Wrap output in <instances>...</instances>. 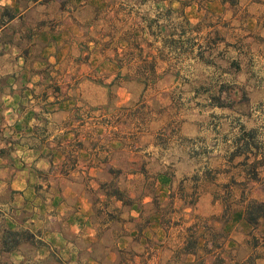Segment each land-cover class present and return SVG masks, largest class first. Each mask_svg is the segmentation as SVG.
Listing matches in <instances>:
<instances>
[{"label":"rangeland","instance_id":"374dc122","mask_svg":"<svg viewBox=\"0 0 264 264\" xmlns=\"http://www.w3.org/2000/svg\"><path fill=\"white\" fill-rule=\"evenodd\" d=\"M3 3L0 29L46 24L66 71L102 73L110 100L82 97L63 143L95 214L159 217L163 264H264V218H245L264 203V0H43L31 21Z\"/></svg>","mask_w":264,"mask_h":264},{"label":"crops","instance_id":"0c3cea01","mask_svg":"<svg viewBox=\"0 0 264 264\" xmlns=\"http://www.w3.org/2000/svg\"><path fill=\"white\" fill-rule=\"evenodd\" d=\"M4 1L17 18L31 21L40 16L43 0ZM37 26L9 23L3 28L15 41L0 39V264H163L159 217L97 216L86 189L76 185L85 172L78 155L72 157L75 167L67 168L63 143L78 140L72 127L80 123L73 120L79 100L99 106L110 100L109 92L93 82L101 72L88 66L66 71L68 46L46 24L44 39L32 40ZM120 91L112 96L118 106L134 100ZM48 187L53 195L45 201L40 193ZM6 232L18 241L12 250L2 245ZM24 232L33 239L23 240Z\"/></svg>","mask_w":264,"mask_h":264},{"label":"trees","instance_id":"16d2710c","mask_svg":"<svg viewBox=\"0 0 264 264\" xmlns=\"http://www.w3.org/2000/svg\"><path fill=\"white\" fill-rule=\"evenodd\" d=\"M246 146L249 144L246 143ZM245 218L247 223L251 225H255L258 221L264 218V203H258L255 201H251L247 204L245 208ZM17 240L15 239V235L11 232H6V237L2 241V245L6 250H12L16 244Z\"/></svg>","mask_w":264,"mask_h":264}]
</instances>
